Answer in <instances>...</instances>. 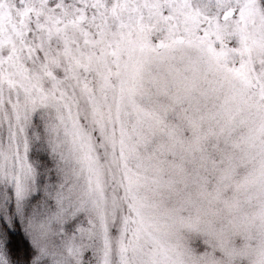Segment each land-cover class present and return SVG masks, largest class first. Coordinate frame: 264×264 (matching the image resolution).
I'll return each instance as SVG.
<instances>
[{"label": "snow or ice", "instance_id": "snow-or-ice-1", "mask_svg": "<svg viewBox=\"0 0 264 264\" xmlns=\"http://www.w3.org/2000/svg\"><path fill=\"white\" fill-rule=\"evenodd\" d=\"M0 264H264V0H0Z\"/></svg>", "mask_w": 264, "mask_h": 264}]
</instances>
